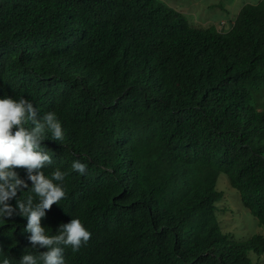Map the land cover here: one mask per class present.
<instances>
[{"label": "trees", "instance_id": "trees-1", "mask_svg": "<svg viewBox=\"0 0 264 264\" xmlns=\"http://www.w3.org/2000/svg\"><path fill=\"white\" fill-rule=\"evenodd\" d=\"M187 21L161 0H0V97L65 133L43 142L67 176L41 224L92 233L66 264H264V1L223 33ZM220 201L261 231H224ZM18 211L0 224L14 264L47 250Z\"/></svg>", "mask_w": 264, "mask_h": 264}, {"label": "clouds", "instance_id": "clouds-1", "mask_svg": "<svg viewBox=\"0 0 264 264\" xmlns=\"http://www.w3.org/2000/svg\"><path fill=\"white\" fill-rule=\"evenodd\" d=\"M161 1L179 11L164 0ZM263 1L238 0L231 7L237 9V14L246 3L258 4ZM219 6L224 7V4ZM229 10L225 8V13ZM179 12L183 14L182 11ZM236 14L234 17L227 16V21H211L205 24H193L183 15L190 27L207 29L215 26L218 32L223 33L231 29ZM64 139L62 122L55 111L41 116L38 107L24 96L14 98L5 94L0 97V224L12 218L18 209V216L27 220L23 230L31 233L28 237L31 247L47 249L39 255L25 253L15 264H66L65 248L70 246L73 252H78L91 238L92 233L79 218L62 223L54 235L49 234L47 228L41 224L42 218L46 217V210H50L53 204L60 205V201L65 198L67 176L59 167L51 174L45 173V167L53 164V156L46 150L43 142H63ZM19 168L27 170L26 179L21 178L16 170ZM71 169L84 175L88 164L76 159L72 162ZM12 200H15L14 205L9 203ZM217 215L219 217V213ZM257 232L260 231L253 233ZM261 256L264 259V253ZM0 264H14L3 246H0Z\"/></svg>", "mask_w": 264, "mask_h": 264}, {"label": "rangeland", "instance_id": "rangeland-1", "mask_svg": "<svg viewBox=\"0 0 264 264\" xmlns=\"http://www.w3.org/2000/svg\"><path fill=\"white\" fill-rule=\"evenodd\" d=\"M170 6L182 11L189 20L195 23H209L211 21H227L228 17H234L237 9L231 7V4L238 0H164ZM219 4H224L220 7ZM225 8H229V12L225 13ZM226 14V16H225ZM227 29V27H224ZM225 185L222 184L221 188ZM232 197L231 195H228ZM218 213L221 214V226L224 231H231L239 236L247 237L255 231H261L255 228L257 224L248 217V211H243V208L235 201L227 204L224 201L219 202ZM246 214V215H245ZM253 227V228H252Z\"/></svg>", "mask_w": 264, "mask_h": 264}]
</instances>
